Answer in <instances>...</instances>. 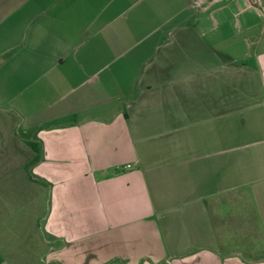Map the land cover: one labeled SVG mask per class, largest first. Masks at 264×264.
<instances>
[{"label":"crops","instance_id":"1","mask_svg":"<svg viewBox=\"0 0 264 264\" xmlns=\"http://www.w3.org/2000/svg\"><path fill=\"white\" fill-rule=\"evenodd\" d=\"M80 1L0 0V264H264V0Z\"/></svg>","mask_w":264,"mask_h":264},{"label":"rangeland","instance_id":"2","mask_svg":"<svg viewBox=\"0 0 264 264\" xmlns=\"http://www.w3.org/2000/svg\"><path fill=\"white\" fill-rule=\"evenodd\" d=\"M104 3H106V0H100V2H92V3L89 2L88 0L87 1L81 0L79 2V9H78L79 17L84 18V20L87 23L89 22L88 20H90L91 18H94L96 20L98 18L97 15L99 14L100 11H102L101 10V6ZM137 10L138 9H127L125 11V14H124V16H125L124 19L125 20L130 19V16H132V14L137 15L138 13H135ZM166 16H167L166 15V12H162V13H160V15H158V18L161 17V18H164L165 19ZM161 18H160V20H161ZM84 20L83 19L82 20L81 19L79 20V27H81V29L83 31V33L79 36V38H84L85 39L87 37V35L84 36L85 33L87 32L85 29L88 27V24H84ZM101 20L102 19H100L98 21L96 20L98 26L101 25ZM163 28H165V27H163ZM143 32H144V30H143ZM163 32H164V30H163ZM141 34H142V32H141ZM131 43L132 42H127V45H131ZM42 47L44 49H46V48L49 49L51 47L50 46V41L49 42L45 41L42 44ZM127 49H128V46H127ZM0 259H1V254H0ZM2 263L5 264L4 261Z\"/></svg>","mask_w":264,"mask_h":264},{"label":"built area","instance_id":"3","mask_svg":"<svg viewBox=\"0 0 264 264\" xmlns=\"http://www.w3.org/2000/svg\"><path fill=\"white\" fill-rule=\"evenodd\" d=\"M263 12H264V7L262 8ZM131 165L130 164H126L125 166H123L122 168H129Z\"/></svg>","mask_w":264,"mask_h":264}]
</instances>
